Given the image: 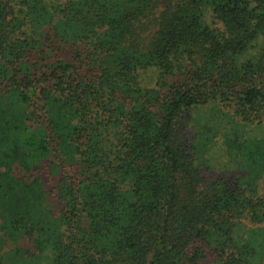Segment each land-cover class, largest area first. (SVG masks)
<instances>
[{
    "label": "trees",
    "instance_id": "obj_1",
    "mask_svg": "<svg viewBox=\"0 0 264 264\" xmlns=\"http://www.w3.org/2000/svg\"><path fill=\"white\" fill-rule=\"evenodd\" d=\"M263 34L264 0H0L3 236L50 264H264V141L233 133L248 170L217 176L221 119L190 120L264 124V54L238 63Z\"/></svg>",
    "mask_w": 264,
    "mask_h": 264
},
{
    "label": "rangeland",
    "instance_id": "obj_2",
    "mask_svg": "<svg viewBox=\"0 0 264 264\" xmlns=\"http://www.w3.org/2000/svg\"><path fill=\"white\" fill-rule=\"evenodd\" d=\"M262 54H264V34L253 43V46L249 51H247L243 56L239 57L238 63L240 64L247 60L255 61ZM216 117L221 119V122L219 123H221L223 131L222 134H220L221 141L218 140L217 145L208 154V159H210V174L229 177L231 175L243 174V172H247L248 169L244 168L240 158L236 157L232 150H227L226 148L225 151V147L223 146L222 142L224 140L232 139L233 133L235 132H237V136L239 134L238 140L241 143L246 142V140L264 141V124L262 126H244L239 123H233L231 122L228 115L220 117L219 114H217L214 110L211 111L210 106L194 110L190 120L192 119L195 123V126L197 127L203 126L212 120L214 121ZM226 152L229 154L227 155ZM15 176H20V173L15 171ZM260 186L264 187V180L261 182ZM262 193H264V190H262ZM15 247L18 248V254H15V252L12 251ZM32 252L33 249L28 242H25L19 238H16L15 242L12 237L10 240L8 237L3 236V234L0 232V260L2 264L51 263L48 250L43 254L36 256V260L31 257V254H33Z\"/></svg>",
    "mask_w": 264,
    "mask_h": 264
}]
</instances>
